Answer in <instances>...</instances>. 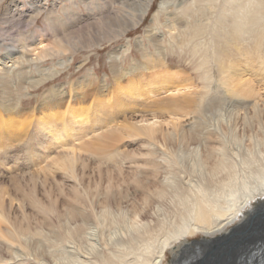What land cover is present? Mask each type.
<instances>
[{
  "label": "bare ground",
  "instance_id": "obj_1",
  "mask_svg": "<svg viewBox=\"0 0 264 264\" xmlns=\"http://www.w3.org/2000/svg\"><path fill=\"white\" fill-rule=\"evenodd\" d=\"M42 1L26 12L31 23L43 13L35 11ZM155 1L116 2L120 8L97 20L96 41L88 47L128 36L143 25ZM12 12L6 10L3 21L15 20ZM51 16L52 11L46 14L37 45H27L25 34L13 30L17 46L0 59V257L3 247L9 256L0 264H166L168 254L171 264H264V61L256 65L244 59L242 66L230 54L252 37L264 39V0H163L147 37L136 42L144 62L130 70L148 67L141 80L128 81L123 74L122 51L111 57L113 89L106 79H97L89 98L93 80L72 84L71 107L62 117L53 112L65 93L57 86L37 111L51 110L49 115L38 118L35 109L22 107L20 97L12 98L11 90L23 91L16 83L32 66L42 73V63L85 47L73 42L69 48L71 31L60 37L63 29ZM55 33L59 38L50 44ZM168 47L199 58L202 84L181 69L184 84L164 88L172 81L163 71L156 77L163 79L154 83L163 80L165 93L156 91L154 64L170 65ZM70 65L67 60L58 66ZM106 92L121 97V102L114 98L123 117L119 122L101 104ZM74 103L83 105L81 110ZM85 103L90 105L84 109ZM45 158L39 167H26ZM11 168L25 170L21 177L45 188L42 199L28 195L23 201L34 215L23 203L15 204L3 181L1 170ZM59 174L70 184L49 189ZM38 238L39 252L33 248Z\"/></svg>",
  "mask_w": 264,
  "mask_h": 264
},
{
  "label": "rangeland",
  "instance_id": "obj_2",
  "mask_svg": "<svg viewBox=\"0 0 264 264\" xmlns=\"http://www.w3.org/2000/svg\"><path fill=\"white\" fill-rule=\"evenodd\" d=\"M129 1H131V0H129ZM129 1L128 0H120V1L119 0L118 1H116V0H44V1H42V4L35 5L36 6L35 11L42 10L43 13L39 17H37V19L35 21H32V23H31L30 19L27 18V16H25V14L29 10L31 3L34 2L33 5L35 3H37L36 0H0V41L3 42V45L0 46V59H2L3 55L7 52V48H9L12 45H14V47L17 46V44H14V42H12L14 39V37L11 35L13 30L16 32L20 29L21 33L25 34V36H26L25 43L27 45H30L33 41H36L34 44L37 45L38 44L37 36H39V35L42 36L43 30L46 29L45 17H46V14H48L50 11H52L51 18L58 20V24H57L59 26L58 29L59 30L63 29L62 31H60V34H59L60 37L62 35H64L66 32L70 34V31H71V34L68 37V44L71 41L72 42L70 43V46L69 45H67V46H69V48L72 47L73 42L74 43L78 42L80 48H83L85 46L82 50L80 49V51H78V52H75V51H73V48H70L69 52L67 54L65 53L64 56H58V57L54 58L53 60L49 59L47 62L42 63V65H41L42 66L41 69H43L42 73L37 72L35 70L34 66H32V71L30 72L28 77H23L21 80H19L16 83L17 88L23 89V91L19 90L18 92H16V91L11 90L12 98L20 97L22 107H24L25 109H35L34 113H36V116L39 118V116L42 115V113L40 114V112H37V111H40V108L43 106V104L45 102V98L48 96V94L50 93V91L52 89L59 86V88H61V89L63 88V90H64L63 92H65V93H63L64 97H62L63 101H61V97H60V101L62 102V104L59 107H57L56 110H54L53 112L56 113V111H57V115H59V116L61 115L62 117H64V116H66L65 114H67L69 108L71 107V105L68 101V97H69V94L71 92H73L70 89L72 87V84H76L77 82H79L80 85H83L84 79L93 80L89 89H87L89 91H86V94L88 95L89 98L93 97L92 92L97 88V85L99 84L97 79H99V80L100 79L101 80L106 79L107 82L109 81L110 82L109 83V89H113V87H115V84L113 83L112 77H111L112 74L110 72V62H111V57L116 59L117 55L119 53H121L122 51H124L123 54L125 57V60H124L125 62H123L124 67H125V71L123 72V74L127 75L128 81H134V82L136 81L137 82L138 80H141L142 78L140 77V73L143 71L144 68H148V67H145V65H144V66L139 67L137 69L130 70V68L132 66L139 64L140 62L141 63L144 62L143 56L136 46V42L140 41V40H144L147 37V32L150 29L152 19H153L154 15L158 13L159 7L161 6V3L163 0H156L154 2L153 8L148 13L145 21L143 22V25L136 27L133 31H131L128 34V36L119 37L116 39H114L115 37L114 38H108V39L103 38L102 41H100L99 45L95 44L90 48L88 47V45L89 46L91 45L92 40L96 41L93 37V34L95 33V27H96V29H99L98 25H96L97 20L99 18H101L102 16L114 13L116 8L117 9H118V7L120 8L119 5L118 6L116 5V2L122 3V2H129ZM108 2H110V3L108 4ZM83 3H85V5H83ZM198 5H199V2L195 3L194 6H198ZM16 8H17V10H16ZM8 9H11V11H13L12 13H14V15H15L14 19L18 20V21L12 20L11 19L12 16L7 17L6 20L3 21V18L5 17L6 10H8ZM22 10H23V12H22ZM20 13H21V16H20ZM183 13L184 12H182L181 14L179 13L178 15L182 18L183 16H181V15H183ZM22 16H23V19L21 20V23H20L19 18ZM34 16H35V14H34ZM186 20L187 19H185L184 21L186 22ZM89 25H91V26H89ZM159 31H160V29H159ZM67 33H66V35H67ZM56 38H57V35L55 33L52 36L50 44H52ZM88 42H89V44H88ZM82 43L84 44V46ZM34 44H32V45H34ZM128 44H130L131 46H128ZM166 44L169 45V42L166 41V43H163V46L166 47L167 46ZM263 44H264V39L259 40V39L252 37L251 39L246 40V45H245V43H241V51H238V50L231 51L230 52L231 57L234 60H238V61L240 60V63H243V65L241 64L242 66L246 65L245 64L246 61H253V62L255 61V64L259 65L258 63L261 64V62L264 61L263 60L264 59L263 58V56H264V45ZM81 45H82V47H81ZM128 47H130V51H127ZM209 47L211 48V45H209V46L207 45V47H206L207 49H205V51L209 50ZM150 50H152L151 53H153L156 56V51H154V47L151 46ZM167 51H168L167 55H168V60H169L170 65L162 67V66H160L158 61H157V63L154 64V68L155 67L156 68H155V70L153 69V74L155 72V75L153 76L154 78L152 80L153 83H154V79L158 75H160V76H158V78L163 76V75H166L168 78L171 79V80H168L169 81L168 83H170L171 81L172 82L169 85H167L166 84L167 79H166V81H164V83L166 82L164 84L166 86L163 85L164 88H166V87H169V88L170 87L171 88L181 87L184 84V76L182 75V71H181V69H183V70L187 71L186 73H189L191 76H193L197 82H200V84H202V82L200 81V74L197 73L198 61H199L198 57L194 58L193 54L190 52H187V54L185 56H182L178 49L173 51L169 47L167 48ZM205 51H202V52H205ZM257 51H258V53H257ZM259 53H261V54L259 55ZM236 54H238V55H236ZM240 54L241 55L244 54V55H242L244 58ZM236 57H238V58H236ZM247 57H249L251 59H248ZM158 58L159 57H157L156 60H159V59L162 60L161 58H159V59ZM67 60L68 61L70 60V64H71L70 66H68L65 69H62L58 66L60 64V62L67 61ZM241 61H244L245 63L241 62ZM151 66H153V65H151ZM149 69H151V68H149ZM163 71H164V74H163ZM160 72H162V73H160ZM49 74H51V76H48ZM105 74H108V77L105 76ZM161 74H163V75H161ZM170 75H173V76L169 77ZM158 78H156V79L159 80ZM161 79H163V78H161ZM123 81H126V80H122V82ZM124 83H126V82H124ZM156 83H157V81H156ZM156 83H154V85H153L155 87L156 91L162 90L161 92L163 93L164 91H163V89H161L162 84H163V80L161 82L162 83L161 85H159L160 83H158V86H157V85H155ZM159 86H160V88H159ZM25 91L28 94H26ZM124 91H126V90L124 89ZM73 93H75V92H73ZM125 93H128V91ZM113 95H114L113 93L108 94V92H106V95L102 94L101 99L104 102L102 103V101H101V104H104V106H106L107 112L112 113L115 116V120H118V122H119V120H122L123 117H121L122 114L120 115V113H117L116 100L118 99V101H120L121 97L115 98L117 95H115V96H113ZM121 95H123L124 98L126 97L125 96L126 94L124 95L122 93ZM163 95H166V94H163ZM163 95H161V96H163ZM103 96H105L106 98L103 99ZM1 99H2V89L0 87V101H1ZM101 99L99 97L98 102ZM105 99L107 100V102L109 101V104H107ZM64 103L66 105L68 103L70 106L67 105V108H66V105ZM85 105L88 107L90 104L85 103L84 109L86 108ZM74 106H76L77 109L79 107L80 110H81V107H83V105H78V104L75 105V103H74ZM65 110H66V112H65ZM26 111H27L26 116H30L29 114L32 111H29V110H26ZM49 111H51V110L47 109L44 112L45 115H42V117H45L47 112H48L47 115H49V113H50ZM60 112H61V114H60ZM63 112H64V114H62ZM98 128H100V127L96 126L94 129L97 130ZM136 149H137V147H134V149H132V150H136ZM137 152H138V154H140V156L146 155V152H143L142 149H140ZM46 160L47 159L45 158V159H42V161L40 160L39 162L27 164L26 167L28 169L39 167V166H41V164H44L46 162ZM12 162H11V166L13 167ZM94 162L95 161L89 162V163L92 165H95L96 162L95 163ZM23 171L25 172V170H22V172ZM4 172H5V170H3V172L1 170V173L3 174L2 178L4 179L3 181H5L6 186L10 189L11 196H12V199L15 201V204L19 203V202L23 203V201H26L28 195H35L39 199L43 198L45 188L42 187L41 184H38V185L36 184V186H35L33 184L34 183L33 181H29L30 176L27 175L25 177H23V176L21 177L20 174L22 172H18L17 170L15 171V169H13V168H11L9 173L8 172L4 173ZM26 172H29V171H26ZM91 174H92V172H90V175ZM13 176H15V179L13 178ZM56 182H57V184L53 183V182H48V184L51 185V187H48V188L51 190H56L58 187H60V185H61L60 188H62V187L67 186L68 184H70L68 182V180L64 177V175H60V174L57 175ZM16 185H19V186H17L15 188ZM48 188H46V189H48ZM66 188H68V187H66ZM24 206H25L26 213L34 215V212H33L34 210H32L29 207L28 203L24 204ZM14 209H15L14 212H16V214L19 215L22 213V211H20L19 208L15 205H14ZM31 226H32V229L36 230L37 225L35 223H32ZM252 232L253 231H250L249 234L250 233L252 234ZM200 238L201 237L197 236L193 239L198 240ZM34 243H35V245L33 246L34 250L39 252V250H40L39 245H41V238L34 240ZM1 251H2V255H1L2 257H0V262H2L3 259H9L6 247H3L1 249ZM5 254H7V255H5ZM171 260H172V256L170 254H168V256L165 260V263L171 264ZM11 264H17V263L11 262Z\"/></svg>",
  "mask_w": 264,
  "mask_h": 264
}]
</instances>
